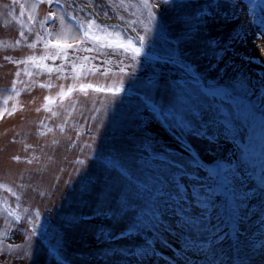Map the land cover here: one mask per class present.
<instances>
[{
  "label": "rangeland",
  "instance_id": "obj_1",
  "mask_svg": "<svg viewBox=\"0 0 264 264\" xmlns=\"http://www.w3.org/2000/svg\"><path fill=\"white\" fill-rule=\"evenodd\" d=\"M103 2L167 62L0 0V264H264V0H147L160 29L143 0Z\"/></svg>",
  "mask_w": 264,
  "mask_h": 264
},
{
  "label": "snow or ice",
  "instance_id": "obj_2",
  "mask_svg": "<svg viewBox=\"0 0 264 264\" xmlns=\"http://www.w3.org/2000/svg\"><path fill=\"white\" fill-rule=\"evenodd\" d=\"M49 2H51V0H49ZM121 6H123V5H121ZM143 6L149 10V17L154 18L153 14L151 12L152 6L147 2V0H143ZM33 7H35V6L33 5ZM48 18L53 19L54 14L49 13ZM29 19H31V17H29ZM80 28L82 29V35L80 36V42L83 43L84 41L91 40L93 42V44L97 45V47L95 49H85V51H93V50L100 51L101 47L106 46V47L113 48V49H123L124 52H130L132 54V59H135L141 53V47H137L131 38H128L127 40H125L122 38V35L120 32L109 31L107 26L97 24L95 20H89L86 23H81ZM20 35L23 36L24 35L23 32H21ZM73 39H75V37H73ZM139 39L141 41H143L144 37H139ZM17 43H19V41H17ZM48 43H52V42H48ZM48 43L45 44L46 47L48 46ZM30 46L34 47V45H30ZM53 46L59 50V54H63L64 49L73 47L72 44H67V43L62 42V39L57 40L53 44ZM56 55L57 54H52L51 57L44 56V57H41L40 59L44 60V59H48V58H55ZM83 59L88 60L89 58L84 57ZM27 60H30L33 63H35L34 57H28ZM23 62H27V61H23ZM37 66L38 67H46L49 72L53 71L52 68H49L46 65L40 64ZM73 67H74V69L76 68L75 65ZM80 67L83 68V65H80ZM55 70L56 71H62L61 68H56ZM92 70H95V69L93 68ZM77 74H79V73H77ZM29 75H30V73H29ZM45 86L50 87V85H45ZM92 87H93V85H91V84L81 85L80 90L84 91L85 94H87L86 89L92 88ZM73 90L74 89L71 87L68 89L67 92H65V91H63V89H61V92L58 93V95L63 98L64 96L70 95ZM96 90L97 91H103L104 89L102 87H97ZM45 99L50 101V98H48V97H46ZM16 159H19V157H16ZM17 219H19V217H17Z\"/></svg>",
  "mask_w": 264,
  "mask_h": 264
},
{
  "label": "trees",
  "instance_id": "obj_3",
  "mask_svg": "<svg viewBox=\"0 0 264 264\" xmlns=\"http://www.w3.org/2000/svg\"><path fill=\"white\" fill-rule=\"evenodd\" d=\"M49 1V0H48ZM84 2V1H83ZM86 3H88V4H90L92 7H93V9L99 14V15H105V16H113V17H119L120 19H122V21L125 23V24H127L128 26H130L133 30H134V32L136 33V35H137V37L139 38V37H144V39H143V41H141L142 42V47L144 48V49H146V50H148V51H150L151 53H153L154 55H156V58H158V57H165V56H167V54L166 53H163V52H161L159 49L160 48H158L156 45H155V40H153V39H151L150 37H148L147 35H146V30H145V28L147 27L146 25H149L148 23H143V25L142 26H140L138 23H136V24H133V23H131L130 22V20L129 19H127V18H125L124 16H122L121 14H118V12L116 11H114L113 12V9H111V8H113L114 7V5H115V3H113V5L112 4H109V9H107V8H105V3L103 2V0H87V1H85ZM52 6H54L55 8H57V9H59V10H61L62 12H63V14L67 17V20L71 23V24H73V25H75L79 30H80V33L82 34V29L80 28V24L82 23V22H84L85 23V21L84 20H78L76 17H74L73 16V14H72V11L70 10V8H67L66 7V9L64 8V6L59 2V1H55V0H51V2H49ZM149 21H152L153 23H155V29H160V27H159V25H158V20H157V18H149ZM108 29H109V31H116V32H119V30H117V29H114V28H111V27H108ZM159 32H161V30L159 31ZM121 33V32H120ZM154 34H156V33H154ZM121 35H122V38L123 39H125V40H127L129 37H127V36H124L122 33H121ZM160 36H161V34H160ZM132 40H133V42H134V44L138 47V42L134 39V38H131ZM105 50V49H104ZM110 50H114V51H121L122 53H125V54H127V55H130V56H132V54L130 53V52H124V50L123 49H113V48H111ZM172 56V55H171ZM137 59L139 58H141L142 60H144V61H146V62H151V63H158V64H163V63H165V62H167V61H165V60H157V59H155V58H152L151 56H149L144 50H142L141 49V53H140V55L139 56H137L136 57ZM171 60L172 59H174V56H172L171 58H170ZM177 60V59H176ZM36 60H35V63H34V65H36L37 66V64H36ZM173 62H171L170 61V64H172Z\"/></svg>",
  "mask_w": 264,
  "mask_h": 264
},
{
  "label": "bare ground",
  "instance_id": "obj_4",
  "mask_svg": "<svg viewBox=\"0 0 264 264\" xmlns=\"http://www.w3.org/2000/svg\"><path fill=\"white\" fill-rule=\"evenodd\" d=\"M76 1H77L76 3H77L79 6H81L84 10L89 11V10H88L89 8L86 7L85 4H81L80 2H78L79 0H76ZM89 12H90V11H89ZM90 13H91V12H90ZM96 19H97L98 21H100V22H103V20H102L101 18H98V17H97ZM104 22H105V21H104ZM106 23H110L111 25H118L119 22H118L117 20H110V21L107 20Z\"/></svg>",
  "mask_w": 264,
  "mask_h": 264
},
{
  "label": "water",
  "instance_id": "obj_5",
  "mask_svg": "<svg viewBox=\"0 0 264 264\" xmlns=\"http://www.w3.org/2000/svg\"><path fill=\"white\" fill-rule=\"evenodd\" d=\"M74 1L77 2L76 0H74ZM78 2H80V1H78ZM85 6L88 7L87 5H85ZM88 8H89L88 10L92 13L91 8H90V7H88ZM92 14H93V13H92ZM94 18L96 19L97 17L94 16ZM96 20H97V19H96ZM97 21H98V20H97ZM98 22H100V21H98ZM100 23H101V22H100ZM118 25L121 26V27H123V28H126L123 24H119V23H118ZM134 37H136V36H134ZM137 41L139 42V46L142 48L141 43H140V40H139L138 38H137Z\"/></svg>",
  "mask_w": 264,
  "mask_h": 264
}]
</instances>
